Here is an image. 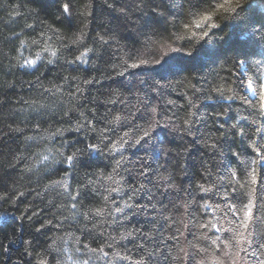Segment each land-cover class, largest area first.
<instances>
[{"label": "trees", "instance_id": "trees-1", "mask_svg": "<svg viewBox=\"0 0 264 264\" xmlns=\"http://www.w3.org/2000/svg\"><path fill=\"white\" fill-rule=\"evenodd\" d=\"M263 69L264 0H0V264H264Z\"/></svg>", "mask_w": 264, "mask_h": 264}, {"label": "rangeland", "instance_id": "rangeland-1", "mask_svg": "<svg viewBox=\"0 0 264 264\" xmlns=\"http://www.w3.org/2000/svg\"><path fill=\"white\" fill-rule=\"evenodd\" d=\"M38 60H34L32 61L31 65H35L37 63Z\"/></svg>", "mask_w": 264, "mask_h": 264}]
</instances>
